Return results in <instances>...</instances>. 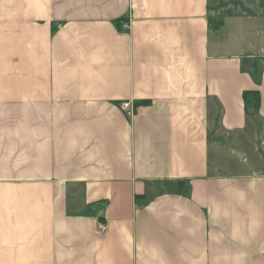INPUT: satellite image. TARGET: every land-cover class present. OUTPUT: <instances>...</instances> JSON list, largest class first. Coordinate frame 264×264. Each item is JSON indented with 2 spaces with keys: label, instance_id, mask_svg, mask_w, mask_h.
Returning <instances> with one entry per match:
<instances>
[{
  "label": "crops",
  "instance_id": "obj_1",
  "mask_svg": "<svg viewBox=\"0 0 264 264\" xmlns=\"http://www.w3.org/2000/svg\"><path fill=\"white\" fill-rule=\"evenodd\" d=\"M261 14L0 0V264H264Z\"/></svg>",
  "mask_w": 264,
  "mask_h": 264
},
{
  "label": "rangeland",
  "instance_id": "obj_2",
  "mask_svg": "<svg viewBox=\"0 0 264 264\" xmlns=\"http://www.w3.org/2000/svg\"><path fill=\"white\" fill-rule=\"evenodd\" d=\"M260 3H261V17L259 18V25H258V28H259V32H260V36H259V48H258V51L262 48V46H264V0H260ZM243 38L245 39V43L248 44L249 42H252V38H253V41L255 42L256 38H255V35H251V37H246V36H243Z\"/></svg>",
  "mask_w": 264,
  "mask_h": 264
},
{
  "label": "built area",
  "instance_id": "obj_3",
  "mask_svg": "<svg viewBox=\"0 0 264 264\" xmlns=\"http://www.w3.org/2000/svg\"><path fill=\"white\" fill-rule=\"evenodd\" d=\"M129 106H130V103H125L123 105L124 108H128ZM99 231H100L101 234L104 233L106 231V225L100 224Z\"/></svg>",
  "mask_w": 264,
  "mask_h": 264
},
{
  "label": "trees",
  "instance_id": "obj_4",
  "mask_svg": "<svg viewBox=\"0 0 264 264\" xmlns=\"http://www.w3.org/2000/svg\"><path fill=\"white\" fill-rule=\"evenodd\" d=\"M148 103H149V101H145V102H143V104H145V105L148 104Z\"/></svg>",
  "mask_w": 264,
  "mask_h": 264
}]
</instances>
